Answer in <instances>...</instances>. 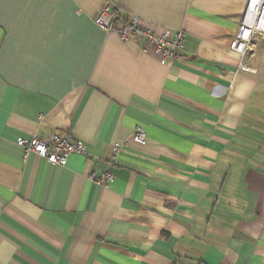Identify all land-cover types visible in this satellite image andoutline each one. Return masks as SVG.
<instances>
[{
  "label": "crops",
  "instance_id": "obj_1",
  "mask_svg": "<svg viewBox=\"0 0 264 264\" xmlns=\"http://www.w3.org/2000/svg\"><path fill=\"white\" fill-rule=\"evenodd\" d=\"M108 3L184 30L181 58L98 25ZM246 5L0 0V264H264V36L231 48ZM58 131L87 152L16 143Z\"/></svg>",
  "mask_w": 264,
  "mask_h": 264
},
{
  "label": "built area",
  "instance_id": "obj_2",
  "mask_svg": "<svg viewBox=\"0 0 264 264\" xmlns=\"http://www.w3.org/2000/svg\"><path fill=\"white\" fill-rule=\"evenodd\" d=\"M118 12L116 7L108 3L95 18V22L107 31H117L124 40L143 39L145 45L151 46L153 53L163 63L181 58L180 49L186 39L184 30L164 29L157 33L151 27L144 25L138 16L131 15L123 21L119 18ZM261 36H264V0H247L246 9L235 38L231 42V48L245 54L252 48L254 41ZM146 137L145 129L137 126L133 141L143 144ZM16 143L23 148L25 157L34 152L52 164H64L72 153L87 152L86 143L81 139L72 138L68 131L55 132L46 139L37 136L19 137ZM124 145L127 144H116L113 147L114 153L119 152ZM114 176L113 172L105 171L102 175L93 177L97 182L107 185Z\"/></svg>",
  "mask_w": 264,
  "mask_h": 264
},
{
  "label": "trees",
  "instance_id": "obj_3",
  "mask_svg": "<svg viewBox=\"0 0 264 264\" xmlns=\"http://www.w3.org/2000/svg\"><path fill=\"white\" fill-rule=\"evenodd\" d=\"M119 18L122 20V18H121V15L119 14ZM125 20H127V19H125Z\"/></svg>",
  "mask_w": 264,
  "mask_h": 264
}]
</instances>
